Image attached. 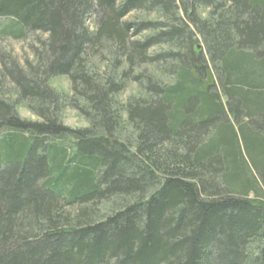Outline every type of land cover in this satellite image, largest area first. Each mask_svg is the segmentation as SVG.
Segmentation results:
<instances>
[{
  "label": "trees",
  "instance_id": "trees-1",
  "mask_svg": "<svg viewBox=\"0 0 264 264\" xmlns=\"http://www.w3.org/2000/svg\"><path fill=\"white\" fill-rule=\"evenodd\" d=\"M1 20L45 39L0 54V264H264V0H0Z\"/></svg>",
  "mask_w": 264,
  "mask_h": 264
},
{
  "label": "rangeland",
  "instance_id": "rangeland-1",
  "mask_svg": "<svg viewBox=\"0 0 264 264\" xmlns=\"http://www.w3.org/2000/svg\"><path fill=\"white\" fill-rule=\"evenodd\" d=\"M6 20H1L0 25H3ZM92 26L90 25V29ZM92 30V29H91ZM39 38L45 39L44 36L40 35L30 36L25 41H13L10 39H5L0 41V54L4 57L10 58V60L17 62L19 65H23V60L30 58V47L37 44ZM54 86L58 89L66 90L68 89V81L65 78L57 79ZM20 118L27 121H35V117L24 107L19 105L17 107ZM64 126L71 129H79L85 127V122L77 116V114L72 110H66L64 113ZM264 194V193H263ZM250 198H253V194H250Z\"/></svg>",
  "mask_w": 264,
  "mask_h": 264
}]
</instances>
